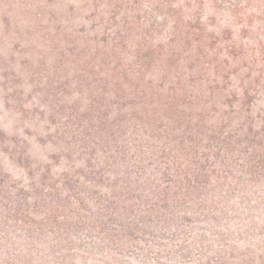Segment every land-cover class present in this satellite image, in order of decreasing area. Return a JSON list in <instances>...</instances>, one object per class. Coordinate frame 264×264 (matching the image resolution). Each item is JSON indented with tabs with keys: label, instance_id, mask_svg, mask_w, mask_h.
<instances>
[{
	"label": "rangeland",
	"instance_id": "rangeland-1",
	"mask_svg": "<svg viewBox=\"0 0 264 264\" xmlns=\"http://www.w3.org/2000/svg\"><path fill=\"white\" fill-rule=\"evenodd\" d=\"M196 11L212 47L156 57ZM263 60L264 0H0V264H264Z\"/></svg>",
	"mask_w": 264,
	"mask_h": 264
},
{
	"label": "trees",
	"instance_id": "trees-1",
	"mask_svg": "<svg viewBox=\"0 0 264 264\" xmlns=\"http://www.w3.org/2000/svg\"><path fill=\"white\" fill-rule=\"evenodd\" d=\"M199 16H200L199 12L196 11L195 13L191 14V16L187 17L185 20H182L181 17H178L175 20V26H174L175 30L173 31L172 36L168 38L169 41H168L167 54L161 55V52H158V55L156 57L165 56L170 61L175 59L177 60L179 58V55L182 54V52L183 53L194 52L198 57L199 56L203 57L204 48L212 47L210 42L214 37L213 35L207 36L206 40L204 41L205 37H204L203 29L200 27L199 20H201V18ZM179 26H181V28H178ZM152 48L154 47L148 45L147 48L141 47L139 49V54L137 55V60H136L139 67V69L137 70V74L135 75V77H132L129 72H127L129 76L127 74L125 75L126 77L125 79L129 80V82L128 81L127 82L129 83L130 86L135 85L133 84L132 81V79L134 78V82H136V84H141L144 87H146L144 82L145 73L147 72L152 62L155 60V56H154L155 51H153ZM161 49H162V45L160 44L158 45V51H160ZM155 94L156 92L151 85H149V90L143 89L140 92H138V97L151 99L152 106L157 107L159 109V111L152 110L151 112L150 110L143 108L142 116L143 117L151 116L155 118L157 117L156 116L157 113L160 114V110H161L162 116H166L167 114L176 115V117L178 116L177 121L181 122L182 118L176 114L178 100L176 101L175 97L170 96V98L168 97V99L165 101L164 104L162 103L160 104L161 106L160 108L158 106V100L157 102H154V100L156 99ZM165 133H167V131H165ZM168 136H172V133L169 134L167 133V135L165 136L166 142H163L164 149H162L161 151L156 150V152H161V153L168 151V153L170 152L173 155L174 161L172 162V166L168 164V166L164 169V171L167 172L169 175H172L173 178L175 177L176 180L173 179L171 180V182H168L167 184L174 183L175 181V183L178 184V187H185L189 189L191 186V179L190 177H188L189 176L188 168L191 166V164H193V158L196 157V155L191 153L190 150L186 148V146L182 144L178 145V142H176L175 140H173ZM149 137L152 136L150 135ZM184 160L186 162H183ZM172 170L174 172H171ZM160 173L161 172L156 173L155 177L158 176ZM149 176L150 174L144 172L142 180L144 182H147L148 179H150L148 178ZM195 179H196L195 181L197 182L202 181V175L200 174V172L199 173L197 172L195 174ZM142 180L141 182H139V184L143 182Z\"/></svg>",
	"mask_w": 264,
	"mask_h": 264
}]
</instances>
